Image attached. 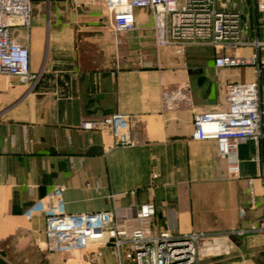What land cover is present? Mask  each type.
<instances>
[{"label": "crops", "instance_id": "obj_1", "mask_svg": "<svg viewBox=\"0 0 264 264\" xmlns=\"http://www.w3.org/2000/svg\"><path fill=\"white\" fill-rule=\"evenodd\" d=\"M128 1L32 0L31 28L12 31L29 46L38 78L29 89L0 74V264H91L92 252L117 264L111 245L79 256L43 250L45 213L31 210L61 185L68 214L153 205L155 217L128 221L129 231L218 233L264 222V140L239 147L240 176L232 178L215 141L191 138L194 116L223 109V85L251 82L255 69L217 70L214 50L212 62H200L192 47L189 59H171L170 48L156 45L149 9L134 10L135 30L115 38L113 18ZM246 18L251 31L256 21ZM259 60L264 111V49ZM117 113L133 116L132 146L79 128ZM70 157L80 158L73 169ZM232 240L230 256L207 264H264V233Z\"/></svg>", "mask_w": 264, "mask_h": 264}, {"label": "built area", "instance_id": "obj_2", "mask_svg": "<svg viewBox=\"0 0 264 264\" xmlns=\"http://www.w3.org/2000/svg\"><path fill=\"white\" fill-rule=\"evenodd\" d=\"M151 10L158 48L172 47L184 56L189 47L207 46L215 51L217 70L253 67L251 82L223 85V109L196 114L191 138L195 142L215 141L217 156L226 162L230 177L240 176L239 147L247 142L264 140V111L260 98L259 53L264 49V0H129L123 12L115 14L112 35L115 38L136 28L134 10ZM246 15L253 16L250 31ZM32 24V0H0V74L15 77L29 89L38 73L31 67L27 44L13 37L15 27L29 31ZM250 31L252 38H246ZM245 48L254 49L251 56L235 55ZM115 75V73H113ZM133 116L117 113L102 120L85 121L82 131L110 133L114 146L135 144L132 138ZM71 168L80 158H69ZM261 175V174H260ZM251 202H254L253 179L248 180ZM65 186H57L32 211L45 213L43 250L48 254L74 255L93 246L111 245L117 264H202L203 259L230 256L235 251L233 237L263 234L264 222L248 229L218 233L191 232L176 234L170 228L160 231L140 226L131 231L124 226L130 220L143 224L156 215L153 205L92 213L68 214L64 211ZM91 264L101 263L97 252L88 257Z\"/></svg>", "mask_w": 264, "mask_h": 264}, {"label": "rangeland", "instance_id": "obj_3", "mask_svg": "<svg viewBox=\"0 0 264 264\" xmlns=\"http://www.w3.org/2000/svg\"><path fill=\"white\" fill-rule=\"evenodd\" d=\"M162 48H170L173 52L174 49L172 47H162ZM191 49L195 50V52H199V57H200V62H212L214 59V53L213 49L207 46H198V47H192ZM169 53V56L171 59H177L180 60L179 55L177 57L174 56V53ZM189 55L186 54V59H189ZM181 57V56H180ZM97 246L91 247L89 250L95 249ZM79 256V254H76ZM43 260V259H42ZM209 261L207 259H203L202 264H207ZM32 264V263H31ZM36 264H45L44 260L41 263H36Z\"/></svg>", "mask_w": 264, "mask_h": 264}]
</instances>
